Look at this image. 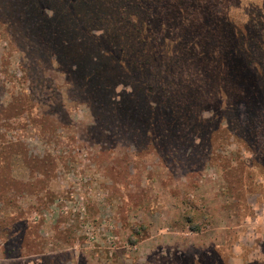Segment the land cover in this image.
<instances>
[{
	"label": "rangeland",
	"instance_id": "rangeland-1",
	"mask_svg": "<svg viewBox=\"0 0 264 264\" xmlns=\"http://www.w3.org/2000/svg\"><path fill=\"white\" fill-rule=\"evenodd\" d=\"M106 1L0 0V264H264V82L226 70L264 80V0L212 2L205 55Z\"/></svg>",
	"mask_w": 264,
	"mask_h": 264
},
{
	"label": "trees",
	"instance_id": "trees-1",
	"mask_svg": "<svg viewBox=\"0 0 264 264\" xmlns=\"http://www.w3.org/2000/svg\"><path fill=\"white\" fill-rule=\"evenodd\" d=\"M217 1L218 3H229L231 6L233 5V8L239 11V6L241 7L247 0H107L106 2L111 4L109 7L110 9H103L102 11L106 15L115 11V14L110 15L112 20H114V25L118 24L117 26L122 29L133 28L134 36L131 40H135L138 46L145 47V45H148V47L146 46L147 50L144 48L141 50L142 53L147 52L149 55L152 53L156 55L157 52L154 50L158 49V46L163 48L166 44L167 46L165 47L171 48V50L168 51L172 53V55H205L206 49L201 43L204 41L203 37L205 32L201 29H197L198 27L195 23H199L203 26L205 23L209 24L208 22L211 18V15H209L211 13L210 5H212V2L214 4V2ZM201 9L202 11H200ZM220 9L221 10H216L215 12L213 11L216 18L212 20L216 22V25L218 24L219 27H221L227 16L228 7H222ZM256 13L257 10L250 15V21L254 23V26H256L259 31L264 33V15L257 17L258 15H256ZM255 17H257V19H255ZM191 25L194 30H191ZM254 26L252 25V27ZM205 29V31L211 30L209 26L205 27ZM210 32H212V30ZM188 34L193 35L190 42L185 40ZM94 39H98V37H94ZM151 45L155 46L152 48ZM228 51L229 48L227 45L221 44L217 52H222L224 55H229L231 54L230 52L233 53V50L229 51V54ZM247 51H249V49ZM234 55L239 54L237 53ZM252 59L253 57L249 58V63L245 64V67L242 60H237L234 64H231V62L228 64L226 63V70L232 71L240 69V71H243L246 75L245 77L241 75L242 77L239 76L237 79V76H232L239 86L237 90L238 93H241L240 87L244 86L245 83L251 88H254L256 83L253 79H255V81L261 80L262 83L264 82V80H262L263 76L262 78L260 77V79L259 76H257L259 75L257 74L259 67H257V63L254 65ZM251 65L255 66V71L254 68H250ZM246 66L248 69L245 71L244 69H246ZM142 72L146 73V69ZM244 79H246V81H244ZM243 83L244 85H242ZM79 87L83 89L82 85H79ZM235 90L236 88H234V91ZM150 95V93H146L147 99L153 101L154 98ZM261 97L264 99V94H261Z\"/></svg>",
	"mask_w": 264,
	"mask_h": 264
}]
</instances>
